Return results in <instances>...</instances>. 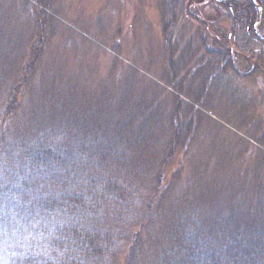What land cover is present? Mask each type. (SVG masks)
<instances>
[{
	"label": "rangeland",
	"instance_id": "1",
	"mask_svg": "<svg viewBox=\"0 0 264 264\" xmlns=\"http://www.w3.org/2000/svg\"><path fill=\"white\" fill-rule=\"evenodd\" d=\"M248 1L253 44L234 0H0V176L32 177L46 149L63 165L37 172L43 200L65 172L92 180L86 222L112 264L137 232L133 264L153 263L192 220L264 231V8Z\"/></svg>",
	"mask_w": 264,
	"mask_h": 264
},
{
	"label": "trees",
	"instance_id": "2",
	"mask_svg": "<svg viewBox=\"0 0 264 264\" xmlns=\"http://www.w3.org/2000/svg\"><path fill=\"white\" fill-rule=\"evenodd\" d=\"M255 1L264 8V0ZM232 5L235 6L233 12ZM243 12L246 13L245 19L241 21ZM231 14L234 20L243 25L239 29L241 35L246 37L249 44H253L255 41L247 29L256 20L253 3L234 0ZM31 148L28 149L30 152L42 150L33 146ZM44 151L41 158L45 160H37L39 162L32 177L28 173L16 174L13 170L6 173L7 176L5 172L0 176V264H112V242L106 244L108 236L86 222V218L93 217L101 205L97 200L98 196H102L101 189L87 177H84V181L75 177L81 175L71 170L65 172V175L73 174L69 178L71 187L58 188L50 196L51 200H43L42 192L50 189V186L48 183L37 184V172L44 171L45 167L49 168L52 164L56 165L58 160L59 166L63 165L62 157L46 149ZM115 188L118 189L111 183L106 186L107 193L118 199L120 195L113 191ZM33 192L37 198L25 200L24 194L30 193L32 196ZM43 215L45 217L41 218ZM150 217L148 206L142 220L146 228L151 223ZM242 220L246 219L242 217ZM164 221L163 229L166 225L172 227L169 219ZM234 221H228V225L214 235L205 234L199 223L192 220L188 224L189 230L179 235L177 248L163 250L165 253H161L151 264H264V231L254 229L255 224L236 227L238 222L234 224ZM137 233L132 235L130 251L124 264H133L134 256L139 252V239L142 237ZM166 236L168 238L169 234L166 233ZM108 240L111 241L110 237Z\"/></svg>",
	"mask_w": 264,
	"mask_h": 264
}]
</instances>
